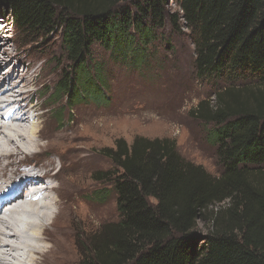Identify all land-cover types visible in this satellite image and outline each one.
Wrapping results in <instances>:
<instances>
[{
	"label": "trees",
	"instance_id": "16d2710c",
	"mask_svg": "<svg viewBox=\"0 0 264 264\" xmlns=\"http://www.w3.org/2000/svg\"><path fill=\"white\" fill-rule=\"evenodd\" d=\"M172 2L179 8L170 12L168 0H0L23 44L59 33L70 64L50 97L69 110L87 97L109 100L95 45L133 73L166 25L194 45L199 79L256 80V89L219 94L213 110H193L215 125L219 176L168 137L102 148L112 166L94 179L112 184L119 216L93 234L81 264H264V0Z\"/></svg>",
	"mask_w": 264,
	"mask_h": 264
},
{
	"label": "rangeland",
	"instance_id": "374dc122",
	"mask_svg": "<svg viewBox=\"0 0 264 264\" xmlns=\"http://www.w3.org/2000/svg\"><path fill=\"white\" fill-rule=\"evenodd\" d=\"M168 1L170 12L179 8L172 0ZM0 24L6 26L0 42L5 44V53L12 55L7 65L0 66V81L14 66L22 76L26 75L23 90L33 94L25 104L27 107L40 104L37 113L41 114L43 123L37 141L45 150L60 154L53 156V171L57 172L58 183L60 181L57 193L61 200L60 208L56 203L55 211L59 210L60 214L44 233L50 238L48 245H52V249L44 254L39 251L34 254L37 264H81L93 234L102 225L118 220L112 184L94 179L100 171L111 168L112 163L101 150L113 147L117 138H123L129 144L135 136L168 137L174 140L184 159L202 166L214 176L223 172L220 147L213 134L215 125L199 118L193 110H206L207 103L213 110L220 101L219 94L229 88L256 89V80L199 79L194 66V45L181 34L169 33L170 26L166 25L165 35L156 32V40L146 51V62L133 73L109 51L95 45L93 60L104 59L106 62L104 76L109 86V100L103 102L87 97L69 110L65 99L54 101L50 97L63 69L70 64L59 33L50 34L43 44H23L9 9L1 4ZM182 30L187 32L185 26ZM12 80H20L19 75ZM12 80H7L1 88H6ZM0 110L1 114L5 112V108ZM15 117L13 114L12 119ZM5 146L9 147L7 139ZM43 153L33 155V159L40 158L39 164L51 157ZM21 158L23 155H18L16 160ZM4 181L0 179V184ZM2 203L0 208L4 210L5 200ZM17 210L15 215L20 208ZM207 221L202 217L197 227L205 231ZM13 222L16 224V219ZM20 222L19 219L17 225ZM16 253L24 257L21 251Z\"/></svg>",
	"mask_w": 264,
	"mask_h": 264
},
{
	"label": "bare ground",
	"instance_id": "6f19581e",
	"mask_svg": "<svg viewBox=\"0 0 264 264\" xmlns=\"http://www.w3.org/2000/svg\"><path fill=\"white\" fill-rule=\"evenodd\" d=\"M2 25L0 24V38L5 36L4 28L6 26ZM3 47H5V44L0 42V53L2 54L0 55V66L7 65L11 61L12 56L6 54ZM21 61L23 62V60ZM18 70L16 66L12 67L7 72V76L0 81V109L4 107L10 108L12 115L16 116L14 118L16 121H11L6 128L2 126V117L7 110L3 114L0 112V179L5 180L4 183L0 184V192H4L7 197H10L12 194H16L17 191L15 190L24 186L27 181L35 178H45L47 184L42 191L47 192V194L42 203L41 201L36 202V198L33 202H30V206H18L17 204L20 205L18 196L14 202L12 200L9 202L13 203L10 220L6 221L0 216V264H37L38 260L34 254H37L38 251L44 254L49 249H52V245H48L51 240L44 233L49 224L54 223L60 214L59 210L55 211L57 204L59 208L61 204L57 193L60 181L58 183L57 172L53 171V156L58 157L60 154L56 151L45 150L42 147L43 145L37 141V138L40 137V124L43 123L41 114L37 113L40 104L30 107H27L25 104V102L32 98L33 93L23 90L27 83L25 79L26 75L22 76ZM18 75L20 80H12ZM7 80H12L13 82H10V85L8 84L6 88L2 89L1 87L4 83H7ZM22 96L24 97L22 98ZM30 110L31 114H29ZM6 129L12 131H7ZM5 139H7L9 147L5 146ZM39 152H47L43 153V155L51 156L50 159L40 164L37 163L40 158L33 159V155ZM18 155H23V158L17 161L16 157ZM30 160L34 161L29 162ZM14 165H17V168ZM34 184L36 186L37 183ZM38 186L40 187L41 185ZM3 199L5 198L1 197L0 202ZM5 202L7 203V201ZM6 203L5 206H9ZM17 207L20 208V211L15 215L18 212ZM1 211L0 208V214L2 213ZM24 217H29V219L23 221ZM18 218L21 221L19 225H17ZM13 219H16V224L13 222ZM19 251H21L24 257L16 253Z\"/></svg>",
	"mask_w": 264,
	"mask_h": 264
}]
</instances>
